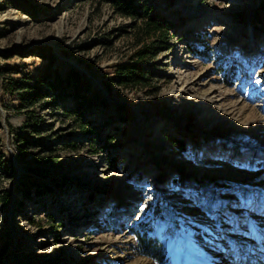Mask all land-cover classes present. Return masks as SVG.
<instances>
[{
  "label": "rangeland",
  "instance_id": "rangeland-1",
  "mask_svg": "<svg viewBox=\"0 0 264 264\" xmlns=\"http://www.w3.org/2000/svg\"><path fill=\"white\" fill-rule=\"evenodd\" d=\"M138 2L179 30L131 91L115 66L135 21L0 0V264H264V0ZM42 70L57 91L29 108L17 94Z\"/></svg>",
  "mask_w": 264,
  "mask_h": 264
},
{
  "label": "trees",
  "instance_id": "trees-1",
  "mask_svg": "<svg viewBox=\"0 0 264 264\" xmlns=\"http://www.w3.org/2000/svg\"><path fill=\"white\" fill-rule=\"evenodd\" d=\"M100 3H108L111 5L115 13L121 17L135 21L133 26V50L130 57L124 63L115 66L117 85L122 88L134 90H146L152 85L154 77L153 60L159 56L162 49L169 47V42L173 39L175 32L179 30V26L162 16L160 13H154L153 8L141 5L139 0H98ZM228 79L232 76L233 70H227ZM77 80H82L83 76L77 72H72V76ZM37 86H21V94H17V98L26 104L29 108L40 102L44 94L33 93L35 88L47 86L49 91L55 93L57 87L51 83L50 75L46 71L41 72L35 78ZM17 86H11V90L16 91ZM21 95V96H20ZM80 119H83L79 113ZM81 129H85L84 124L80 125ZM30 142H27V144ZM174 144H181L180 140H173ZM182 147V146H181ZM114 163V161H113ZM0 169L7 175L12 176L14 168H12V159L9 151L3 145V140L0 138ZM21 189H33L35 186L43 192H47L49 188L43 182L33 181L31 178L23 177L20 181ZM28 194V193H27ZM4 205L10 203V194L7 192L2 199ZM145 251L148 255L156 257L158 254L155 248L151 245H146ZM6 251V249L4 250ZM154 251V252H153ZM4 255V254H3ZM2 255V256H3Z\"/></svg>",
  "mask_w": 264,
  "mask_h": 264
},
{
  "label": "bare ground",
  "instance_id": "bare-ground-1",
  "mask_svg": "<svg viewBox=\"0 0 264 264\" xmlns=\"http://www.w3.org/2000/svg\"><path fill=\"white\" fill-rule=\"evenodd\" d=\"M229 1L232 2V3L237 4V3L241 2L242 0H229ZM191 8H193V7H191ZM191 8H190V10H191ZM193 259H195V258H191L190 260H188L187 264H191V263L192 264H202L201 262L194 261Z\"/></svg>",
  "mask_w": 264,
  "mask_h": 264
}]
</instances>
